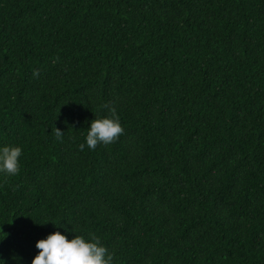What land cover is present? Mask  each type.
I'll return each mask as SVG.
<instances>
[{"label":"trees","instance_id":"1","mask_svg":"<svg viewBox=\"0 0 264 264\" xmlns=\"http://www.w3.org/2000/svg\"><path fill=\"white\" fill-rule=\"evenodd\" d=\"M109 108L123 134L80 151ZM0 143V264L57 228L114 264H264V0H0Z\"/></svg>","mask_w":264,"mask_h":264},{"label":"clouds","instance_id":"2","mask_svg":"<svg viewBox=\"0 0 264 264\" xmlns=\"http://www.w3.org/2000/svg\"><path fill=\"white\" fill-rule=\"evenodd\" d=\"M109 112L110 115L95 117L90 121L84 142L78 145L80 151L85 146L93 150L98 144L110 145L123 134L124 128L116 109L109 108ZM55 135L60 139L63 132L56 128ZM21 156L22 146L0 143V178L14 177L20 172ZM68 231L65 229L61 232L57 228L46 237L38 239L35 247L39 251L32 258L31 264H114V254L108 250L100 236L94 233H75L69 238Z\"/></svg>","mask_w":264,"mask_h":264}]
</instances>
